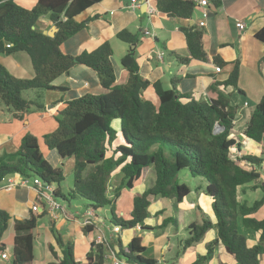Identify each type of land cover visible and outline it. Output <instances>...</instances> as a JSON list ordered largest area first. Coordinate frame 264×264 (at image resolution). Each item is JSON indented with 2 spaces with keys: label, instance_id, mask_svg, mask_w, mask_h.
I'll use <instances>...</instances> for the list:
<instances>
[{
  "label": "trees",
  "instance_id": "obj_1",
  "mask_svg": "<svg viewBox=\"0 0 264 264\" xmlns=\"http://www.w3.org/2000/svg\"><path fill=\"white\" fill-rule=\"evenodd\" d=\"M100 1L37 0L32 8H25L15 0H0V53L25 51L30 55L35 70L32 78H18L0 63V100L13 110L14 117L22 118L24 113L45 108L41 93L35 99H25L23 92L55 89L53 80L77 65H85L95 71L106 90L67 100L55 116L57 129L44 135L50 149H56L62 158L74 159L73 184L68 196L63 195L59 188L65 179L64 171L53 167L32 133L23 136L16 151L0 153V188L8 176L36 177L54 186V197L61 195L66 201L83 199L87 207L95 210L110 207L114 214L122 193L133 189L142 179L144 170L153 167L154 184L133 196L129 217H117L115 226L121 229L141 226L140 234L132 238L126 249L119 243L127 262L156 264L155 259L145 255L147 247L143 244L142 232L164 228L169 223L178 227V221L168 216L156 227L145 224L150 215V197L174 198L176 205L183 202L192 188L178 182V173L187 170L206 182L204 192L213 199L215 221L203 213L201 222L190 223L184 248L202 242L208 231L216 230L215 238L205 244L206 252L198 253L191 264L209 262L220 244L234 257L235 264H260L264 254V217L259 219L255 214L264 205V180L260 170L245 168L233 156L235 140L230 135L235 128L237 108L231 104L230 94L220 93L211 101L196 100L177 89L176 78H172V88L169 89L164 88L160 81L151 83L140 75L136 47L130 48L121 58L129 73L128 80L122 84H116L110 42L76 56L64 53L61 48L63 42L85 26V22L78 21L77 17ZM155 2L161 12L181 19L191 18L196 7L194 0ZM213 2L216 6L221 5V0ZM43 16H47L57 28L53 37L38 26ZM182 29L190 55L174 53L177 61L180 64H188L193 59L206 61L204 31L196 26ZM255 36L264 43V27ZM117 37L132 46L139 41L138 34L128 29L118 32ZM8 43L12 45L8 47ZM239 79L240 61L236 60L223 85L237 88ZM150 86L157 100L145 97L144 92ZM114 119L119 121L123 137L118 145L114 144L118 136L112 125ZM244 135L264 143V94L251 113ZM243 159L258 169L263 163L261 156L247 154ZM201 188L200 185L196 189ZM246 188H260L263 196L249 204L248 200L240 199ZM42 204V211H32L30 217L15 222L14 264H30L34 258L33 230L38 220L48 212L46 203ZM9 219V213L0 209V252L6 249L2 237ZM52 231L63 250V257L53 264H78L73 244L64 241L53 225ZM248 232L259 235L253 245L249 243ZM51 249L53 251V247ZM106 251L104 243L93 242L92 251L88 254L90 264H105Z\"/></svg>",
  "mask_w": 264,
  "mask_h": 264
},
{
  "label": "crops",
  "instance_id": "obj_2",
  "mask_svg": "<svg viewBox=\"0 0 264 264\" xmlns=\"http://www.w3.org/2000/svg\"><path fill=\"white\" fill-rule=\"evenodd\" d=\"M15 1L25 8H32L37 2V0ZM139 1L140 6L135 9L131 8V0H102L94 4L77 17L78 21L85 22V26L63 42L62 51L76 56L83 51H93L106 41L110 42L113 48L111 59L116 74V84H122L128 80L129 73L122 65L121 58L130 48L136 47V59L139 64L140 75L151 83L160 81L164 88L169 89L172 88V78H176L178 80L177 89L196 100L211 101L217 99L220 93L230 94L231 104L237 108L234 119L235 128L230 137L233 138L234 136L233 139L243 156L247 154L261 156L264 162V154L262 153L264 143H258L244 135L251 113L264 94V60L262 61L264 43L255 36L264 27V0H221L219 6H216L213 0H208V4H201L200 0H194L196 7L189 19L166 15L157 8L155 0ZM202 21L205 22V25H200ZM238 21H244V28L240 29L237 26ZM38 26L44 33L56 28L47 16H43L39 20ZM192 26L204 31L203 46L207 60L193 59L188 64H180L174 53L181 56L190 55L182 27L190 28ZM124 29L138 34L139 41L136 45L132 46L117 37V33ZM161 54L162 56H160ZM236 60L240 61L238 87H226L223 85V81L232 71ZM0 63L15 77L32 78L35 75L31 57L25 51H18L13 54L0 53ZM217 66L221 67L220 72L216 71ZM53 84L57 88L41 90L40 92L38 90L23 92L25 95H31V98L28 99H35L36 95L41 93L45 104L43 110L30 111L24 113L22 118H16L13 110L6 105V110L0 109V153L16 151L21 145L23 136L26 133H32L38 138L40 150L51 164H61L65 168V163L72 161L74 165L73 158H62L56 149H50L44 141V135L57 129L58 122L55 116L60 109L64 108L67 100L80 97L86 93H104L106 90L101 86L96 72L85 65H77L69 72L57 76L53 80ZM144 95L153 100L158 98L152 86L146 89ZM116 130L118 136L114 144L118 145L123 138L120 132V124ZM248 166L251 167V164ZM13 176L17 177L18 175ZM263 178L261 173V179L264 180ZM146 181L142 180L140 183H136L133 189H126L117 200L116 208L124 218L129 217L132 205L126 211L120 210L122 199L127 194V200H131L132 203L133 196L142 193L139 190L134 191V189L137 187L144 188ZM2 185H4L3 182ZM201 186L203 187V185ZM37 189L38 187L34 185L19 186L10 191L3 187L0 188V209L7 211L10 215L8 228L2 237L6 249L4 252H0V264H14L15 222L30 217L32 211L35 213L42 211V202L46 203L48 209L46 215L50 217V224L46 225L45 222H42L45 217L38 220L34 229L38 236L40 234L38 233L40 222H42V228L45 226L47 228L44 232V241L43 239L39 240L37 234L33 232L34 258L30 264H53L63 257V250L56 242L52 225L60 232V227L67 222L73 223L75 233L74 236L68 234L67 239L66 237L63 238L64 241L69 240L73 244L74 255L78 264H90L88 254L92 251L93 242L106 245L105 264H114L115 257L121 260L122 264L126 261L121 254L119 243L123 249H126L132 238L140 234L136 227L121 229L120 232L125 231L124 238L120 232L115 233L114 229L105 233L99 225V223L104 224L105 217H97V210L94 208L84 204L85 211L81 214L83 217L81 221L78 218L80 215L78 210L69 211V208H73L69 201L64 199L67 206L58 202L57 198L61 195L58 197L51 195L58 205L57 208H53L45 197L39 199ZM247 189L242 194H245ZM200 197H202L201 202H205V206L210 210L209 216L211 217L213 214L211 218L215 221L212 209L213 199L207 195V200L202 194ZM152 198H150L151 204L154 200ZM183 202L177 205L179 207L186 206V204L180 206ZM36 204H38V210H33V206ZM196 204L200 205V203ZM161 207L163 206L157 205V209L154 211L156 216H159L160 213L157 214V212ZM90 209L93 211L92 217L94 218H90L91 216L88 214ZM165 210L166 208H164ZM255 216L259 219L264 217V205L260 207ZM160 218L162 220L161 216ZM193 221L192 219L190 223ZM160 223L158 222L156 226ZM190 223L187 225L189 226ZM179 225L180 223H178ZM182 227L185 229L186 225ZM96 229L100 230L102 235L95 237ZM155 230L142 232L143 244L146 245L144 232L149 233L146 239L150 241L154 240L152 235H156ZM247 235L249 243L255 244L258 241V233L248 232ZM164 236L168 241L170 240L169 232H164L160 237ZM215 236V229L208 231L204 240L198 243V253H205V244L212 241ZM70 237H74L75 241ZM154 237L156 238V236ZM51 247H53V251ZM167 247L168 243H163L160 252L166 253ZM146 253L147 250L145 255ZM108 260L110 261L108 262ZM210 261H213V264H235L234 257L226 253L222 244L219 245L215 256ZM260 264H264V254Z\"/></svg>",
  "mask_w": 264,
  "mask_h": 264
},
{
  "label": "rangeland",
  "instance_id": "obj_3",
  "mask_svg": "<svg viewBox=\"0 0 264 264\" xmlns=\"http://www.w3.org/2000/svg\"><path fill=\"white\" fill-rule=\"evenodd\" d=\"M23 97L25 99H28V98H31V95L23 94ZM3 108L6 110L5 104L2 103L0 100V109H3ZM112 125H113V127L116 128L119 125V121L117 119H114L112 122ZM233 138H234V136H233ZM235 139L237 140V138H235ZM233 155H234V157H236V160L240 164L245 166V168H250L248 166L249 164L243 161L244 159L241 160V157H239L238 155L235 156L234 153H233ZM65 164H66L65 168L61 164H59V165L58 164H56V165L52 164V165L54 168H58V169H61L62 171H64V174L66 173L65 179L61 182L59 188H60L63 195L68 196L69 187H71L73 184L72 171H73L74 165H73L72 161H69ZM262 164H264V162ZM261 166H263L261 169V173H262V176H264V165H261ZM149 168L144 170V175L142 177V180H145V181L147 180L145 183V187L144 188L143 187H141V188L137 187L136 189H134V191L139 190V192H143V190L148 189L151 185L154 184L155 173H154L153 167H149ZM142 180H140L138 183H140ZM178 182L179 183H186L187 185H189L192 188V191L186 197V200L183 202L182 205H180V206H183L184 204H186V206L185 205L183 206L184 208L176 205L174 198H163L161 196H151L150 197V198L154 197V198H152L154 200H152V204L150 207L151 214H154V211L157 209V205H160L163 207H161V209H159V211L157 212V214L160 213V214H158L159 216H156V214H154V215L150 214L149 215V217L147 218V221H146L147 225H149L151 227H156L158 222L159 223L162 222V220L164 218H166L167 216L176 217L179 221L178 223H180L178 228H176L172 223H169L164 228H156V230H155L156 235H152L154 240L148 241L146 238L148 236L147 234H149V233L144 232V234H145L144 236H145V240H146V247H147L146 255L155 259L156 264H191L193 261H195L197 258V254H198V243H195V244H193L187 248H184V240L188 237V234H189V231L187 230L188 229L187 223H190V221H192V219L194 221L201 222L203 219V213H207L208 215L210 213V210L205 206L206 203L201 202L202 197H200V194H202V196H205V197L207 196V194L204 192V187H202L200 190L196 189L199 185L205 186L206 182L204 181V179L202 177H194L187 170H182L178 173ZM55 187H57V185H55ZM126 196H127V194L125 195L124 199H122V201H121L122 204L120 203L121 204L120 210L122 209V210L126 211L132 205L131 200H127ZM262 196H263V191L260 188L257 190H253V189L249 188V189H247L245 194H242V192H241L240 199L241 200L247 199L248 202L250 204H252L254 200L260 199ZM206 199H207V197H206ZM57 200L61 205L67 206V203L64 200L63 196L58 197ZM69 201H70L71 207H73V208H69L70 209L69 211L73 212L75 210H78V212H80V215L78 216V218L82 221L83 217L81 216V214L85 211L84 200L83 199L75 200V199L70 198ZM196 203H200V205L198 206ZM164 208H166L165 211H164ZM114 214H113L110 207H104L102 209L97 210V217H100V216L105 217L104 224L98 222L99 225L101 226L102 230L105 233H107L108 230L110 232H111V230L113 231L114 226L116 225V218L117 217H124L120 213L118 208H115ZM160 216L162 217V220H161ZM212 216H213V214H212ZM43 217H45V218H43L42 222H45L46 225H49L50 224V217H48L47 215L46 216L44 215ZM92 218H94V217H92ZM42 222L39 223V227H40V229H38V233H40L39 236L37 234V231L33 230V232L35 234H37L36 236L39 237V240L43 239V241H44V238H45L44 232H45V229L47 228V226L42 228ZM183 225H186L185 229H183V227H182ZM73 226L74 225L72 222H67V224L60 227V232L64 238L66 237V239H67L69 237L68 234L74 236L75 231H74ZM166 231L169 232V235H171L169 241L165 236L160 237ZM94 235H95V237H97L98 235H102V232L100 230L96 229V231L94 232ZM120 235L123 236V238H124L125 237V231L122 230L120 232ZM154 236H156L157 239ZM70 238L73 241H75L74 237H70ZM163 243H168L166 253H164V254L160 252ZM252 244L253 243L251 242L250 245H252ZM109 261L110 260H108V262ZM203 264H213V261L205 262ZM229 264H233V263H229Z\"/></svg>",
  "mask_w": 264,
  "mask_h": 264
},
{
  "label": "built area",
  "instance_id": "obj_4",
  "mask_svg": "<svg viewBox=\"0 0 264 264\" xmlns=\"http://www.w3.org/2000/svg\"><path fill=\"white\" fill-rule=\"evenodd\" d=\"M200 3L201 4H208V0H200ZM138 6H140V1L139 0H131V8L135 9ZM200 25H205V22L204 21L200 22ZM237 26L240 29L244 28V26H245L244 21H238ZM147 33H149V32H147ZM11 45H12L11 43L7 44L8 47H10ZM162 54L160 56H162ZM216 71L220 72L221 71V67L217 66L216 67ZM232 151L235 154V156L238 155L239 157H241V160H243V154L240 151V149H238L236 141H235V145L232 147ZM234 158L236 159V157H234ZM243 161H245V160H243ZM262 167L263 166H261V168L258 169V167L251 165L250 168L261 170ZM250 168H248V169H250ZM3 183H4V185H2L1 187H3L4 189H6L8 191L13 190V189H15V188H17L19 186L34 185V186L38 187L37 190H38V194H39V197H40L39 199L40 200H41V198L45 197L49 201V203L51 204V206L53 208H57L58 207L57 202L51 196L52 192L54 190V186L44 183L39 178H36V177L35 178H28V177H25V176H22V175H18L17 177L8 176L7 178L4 179ZM47 192H50V193H47ZM33 210H38V204L33 206ZM88 214L90 216H92L93 215V211L90 209ZM90 218H92V217H90ZM140 228H141V226H139V225L136 226V229L139 230ZM120 230H121V228L119 226H114V232L115 233L120 232ZM113 256L115 257L114 254H113ZM114 264H122V261L115 257V263ZM123 264H130V263L125 261V262H123Z\"/></svg>",
  "mask_w": 264,
  "mask_h": 264
},
{
  "label": "water",
  "instance_id": "obj_5",
  "mask_svg": "<svg viewBox=\"0 0 264 264\" xmlns=\"http://www.w3.org/2000/svg\"><path fill=\"white\" fill-rule=\"evenodd\" d=\"M56 31H57V28H54L52 30L46 31L45 34L53 37L55 35Z\"/></svg>",
  "mask_w": 264,
  "mask_h": 264
},
{
  "label": "bare ground",
  "instance_id": "obj_6",
  "mask_svg": "<svg viewBox=\"0 0 264 264\" xmlns=\"http://www.w3.org/2000/svg\"><path fill=\"white\" fill-rule=\"evenodd\" d=\"M118 123V122H117Z\"/></svg>",
  "mask_w": 264,
  "mask_h": 264
}]
</instances>
